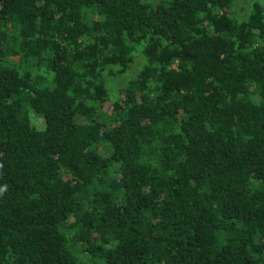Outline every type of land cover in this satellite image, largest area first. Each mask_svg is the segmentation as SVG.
<instances>
[{
  "label": "trees",
  "instance_id": "trees-1",
  "mask_svg": "<svg viewBox=\"0 0 264 264\" xmlns=\"http://www.w3.org/2000/svg\"><path fill=\"white\" fill-rule=\"evenodd\" d=\"M0 189V264H264V6L0 0Z\"/></svg>",
  "mask_w": 264,
  "mask_h": 264
},
{
  "label": "rangeland",
  "instance_id": "rangeland-1",
  "mask_svg": "<svg viewBox=\"0 0 264 264\" xmlns=\"http://www.w3.org/2000/svg\"><path fill=\"white\" fill-rule=\"evenodd\" d=\"M252 2H259L264 6V0H234L235 14L238 17H243L245 15V13L248 12L249 7H250ZM132 70H133V68H132ZM131 74H132V71L130 69L128 72H126L125 76H130ZM32 114L33 115L31 117H32V120L35 123V125L38 127H41L42 126V120L40 118H37L34 115V113H32Z\"/></svg>",
  "mask_w": 264,
  "mask_h": 264
},
{
  "label": "clouds",
  "instance_id": "clouds-1",
  "mask_svg": "<svg viewBox=\"0 0 264 264\" xmlns=\"http://www.w3.org/2000/svg\"><path fill=\"white\" fill-rule=\"evenodd\" d=\"M0 191H3V189H0Z\"/></svg>",
  "mask_w": 264,
  "mask_h": 264
}]
</instances>
